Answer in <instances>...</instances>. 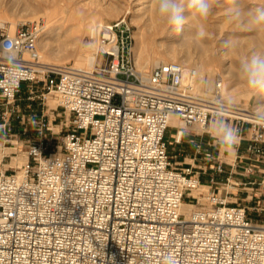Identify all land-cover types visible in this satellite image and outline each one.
I'll use <instances>...</instances> for the list:
<instances>
[{"label": "built area", "instance_id": "1", "mask_svg": "<svg viewBox=\"0 0 264 264\" xmlns=\"http://www.w3.org/2000/svg\"><path fill=\"white\" fill-rule=\"evenodd\" d=\"M42 28L40 20L13 30L0 22V140L8 143L22 83L55 97L67 132L50 150L52 128L41 118L24 164L4 168L8 156L0 158V264H264L258 112L225 104L219 73L208 95L195 92L194 67L159 63L144 75L120 22L99 27V62L90 68L43 63ZM171 117L180 124L175 144L186 127L209 133L212 122L231 123L240 133L232 162L223 153L211 166H176L165 140ZM194 201L188 215L180 211Z\"/></svg>", "mask_w": 264, "mask_h": 264}, {"label": "rangeland", "instance_id": "2", "mask_svg": "<svg viewBox=\"0 0 264 264\" xmlns=\"http://www.w3.org/2000/svg\"><path fill=\"white\" fill-rule=\"evenodd\" d=\"M0 1H16V0H0ZM46 1H57V4H55V6L52 8L53 14L51 16L44 15L42 14V12H39L40 14L36 13V14L27 15V13L25 14V11L19 9H17V11L13 13L8 2H3L2 4H0L1 14L15 17L16 19H19L21 22L34 21L35 19L41 21L43 28L39 37V41L41 42L39 44V50L42 53V55H44L43 44L44 42H48L54 48H56L57 46L58 47L63 46L65 49L71 51L78 46L81 47L84 51L87 52L89 51L88 53H93V55L96 56L99 45L100 46L102 45V43H100V40L98 38V30L97 32H94L93 35H91L88 32H84L81 28L76 27L75 25H77L79 21V16L83 17L85 16L86 13L97 12V15L98 14L100 15V19H102V21L100 23L98 22L96 25H102V24L112 25L120 22L121 25L129 29L128 34L130 38L128 40L129 44L127 46L128 47L127 52L129 53L135 65H136V61L140 60V57L146 55V53L150 52L151 49L153 48L157 50H164L169 47L176 46V44L180 41H178L173 37L176 36V34L182 35L183 41H181V43L185 42L187 44L185 46L186 47L185 49L190 51L192 57L194 56L193 57L194 60L196 58V61L201 62L202 58H205L207 56L206 59L210 60V64L212 63V65H210L212 66V71H213L212 75L209 77V75H207V73L204 72L203 74L204 76L202 78V90L201 92L195 91L199 95H205V94L208 95L211 93L214 87L216 74L218 73H221V75L225 79L224 86H226L227 90H230L232 88L234 94L241 92L244 89L243 87L245 84V80H243L242 78L230 79L229 76L226 75L227 73H225L224 70L228 66H229L228 68L236 67L237 62L253 54L264 53V36L259 37L260 35L257 34V32L260 30L264 32V27L259 28L258 26L253 25L250 22L251 14L254 13L258 8H264V0H235L236 3H239L241 5L244 13L239 20H233L229 17V10L233 6L234 0H213L214 6L212 9V13L206 20H201L199 18L194 17L191 11L186 7L184 13L185 24L183 25V28L180 31H177L175 28L169 26L168 24L162 27L159 25V23H161L160 22L161 16L157 12V7H158L157 0H46ZM108 6H110L115 10L111 12L112 14L110 13L111 16H109V12L107 11L111 9L110 7H109L110 9H107ZM67 7L71 8L70 9V11L72 12L71 16L69 15L71 13L69 11H67V16H66L65 9ZM105 8L107 13L106 11H104ZM12 13L14 14V16ZM5 23H7L8 26L10 27V23L8 22ZM137 24L146 25V27H144L143 30L141 31L144 36L143 37L141 35L144 41L141 39L143 42L140 44L141 55L140 56L138 55L137 57V59L139 60H136V58H134L135 56L132 50L135 45L134 32L138 31ZM200 24L204 26V29ZM196 29L199 31L203 30L205 35L203 37H200L198 35V32H196ZM11 30H13V28H11ZM170 32H173L171 33L172 35H169ZM195 32L197 34H195ZM125 35H127V33ZM150 36H152V38H150ZM224 41L225 42L232 41L231 44L237 42V44L239 43L240 45H242L243 48L241 46L242 49L241 48L240 49H241V55L244 58L241 59L240 56H237L238 54L230 52L232 51V49L229 48V46L222 45L220 47L219 44L221 45ZM65 42H67L66 43L67 45L64 44ZM90 45L93 48L90 47ZM206 47L207 49L209 48L210 50H208V52L204 54L203 50ZM219 48H223V49L219 50L218 53L217 49ZM141 49H144L142 50V52L144 51L143 53L141 52ZM217 53L221 54L222 56L221 55L217 56ZM200 54L203 57H199ZM99 57L100 55L98 53L95 62H99ZM171 59L172 58L170 57L167 58L168 62L173 61ZM181 59L183 58H181V54H180L176 57V61L174 60V62H179ZM42 61H45L43 57H42ZM191 61H193V59ZM58 63H61L59 65L62 64L73 65V62L70 60V58L69 60H65ZM191 63L194 62H190L188 64L189 67H193ZM136 67L138 68L139 66L136 65ZM152 67L153 66L147 67L145 70L148 71ZM139 70L142 71L141 68ZM208 80H210L212 85L210 89L207 88ZM33 87H34L33 88L34 92L31 94L29 93V88L27 84L22 83L20 93L15 102L16 111L10 117V121H9L8 143L3 145L2 141L0 140V144H1L0 158L4 155L8 156V158L5 157L3 160L4 165L2 167L4 168L20 166L22 164V162L25 159L26 145L28 141H30V139H32L35 136L36 123L39 119L44 118L50 121V127L52 128L50 134V136L52 137L50 150H54L56 148V146L60 143L63 135L67 132L68 119L66 115L63 113L62 109H60L57 106V101L55 97L52 94H47L45 91H43L40 85L33 84ZM42 94H44L45 96H43ZM257 94L258 92H254L248 97V100L245 97H240L239 98L240 100L238 99L235 102H230L225 99H223V102L225 104L235 107L246 106L248 109H253L256 105ZM173 124L180 125L179 122L176 121V119L175 122L173 121ZM213 125L214 123L212 122L209 126L206 127V130H208L209 133L203 132L201 128L193 126L196 132L198 133V135L197 134L195 135V133L190 135L188 134L186 135L185 138L186 140H182L181 144H178V146L175 145L170 146L173 147L172 149H170V154L172 156H176L173 158L174 162L176 163V166L183 167L186 163H189L190 155H194L196 149L198 148H201V154L196 156L197 165L206 162L207 166H211L214 163L212 157L214 158L219 154L220 156H222L223 153H225L226 155L225 157H223L224 158L223 160H225L227 163L232 162L235 152L228 153L224 151V149L221 148L214 139H212ZM229 125L231 126V123ZM201 135L207 136V139L204 141L198 140V136L200 137ZM189 136L190 137L194 136L193 142H191L190 144L187 142V140L190 138ZM14 147L17 148L14 149ZM13 152H16L17 156L11 158V156H14L12 155ZM205 157L206 159L208 157V160H204L203 158ZM198 161H200V163ZM191 204H193L194 209L199 207V204L196 203L195 201L192 202Z\"/></svg>", "mask_w": 264, "mask_h": 264}, {"label": "bare ground", "instance_id": "3", "mask_svg": "<svg viewBox=\"0 0 264 264\" xmlns=\"http://www.w3.org/2000/svg\"><path fill=\"white\" fill-rule=\"evenodd\" d=\"M3 2H8L9 5H10V8L12 10V12L14 13L15 11H17V9L19 10H23L25 11V14L27 13V15L29 14H36V13H39V12H42V14L44 15H47V16H51L53 13H52V8L55 6V4H57V1H46V0H16V1H0V4H2ZM96 2V1H95ZM94 2V3H95ZM99 3V2H98ZM97 3V4H98ZM63 4V3H62ZM64 5V4H63ZM65 6V5H64ZM98 6V5H97ZM110 6L107 7V9H110L109 8ZM70 7H67L65 9L66 11V16H67V11L71 12L70 11ZM96 10V9H95ZM94 10V11H95ZM99 10V9H98ZM101 11V10H100ZM103 11V9H102ZM104 11H106V8L104 9ZM109 12V16H111V12L115 11L113 8H111L110 10H107ZM106 11V13H107ZM12 13V14H13ZM105 13V12H104ZM105 13V14H106ZM111 13V14H110ZM11 14V15H12ZM40 14V13H39ZM72 12L69 14L71 16ZM24 15V14H23ZM14 16V14H13ZM22 18V17H21ZM75 18V17H74ZM32 20V19H31ZM36 20V19H35ZM161 23H159V25L162 27V26H165L167 25L168 23L166 22V20L164 18L161 17L160 19ZM102 21V19H100V15L98 14L97 15V12H91V13H86L85 16L81 17L79 16V21L77 23V25H75L76 27H79L81 28L84 32H88L89 34L93 35L94 32H97V30L99 31V27H101L102 25H96L98 22L100 23ZM0 22H8L10 23V29L11 28H15V26L17 25V23L21 22L19 19H16L15 17H12V16H9V15H4V14H1L0 13ZM136 23V22H135ZM139 23V22H138ZM202 24V23H201ZM200 24V25H201ZM138 25V24H137ZM199 25V26H200ZM204 29V26L201 25ZM200 26V27H201ZM98 27V29H97ZM146 27V25H138V31H135L134 32V38H135V45L133 47V53H134V58H136V60H139L137 59L138 55L140 56V48H141V43L144 41L142 39V36H143V33L141 32L143 30V28ZM260 28V26H258ZM156 30V29H155ZM260 30V29H259ZM53 31V30H52ZM145 31V30H144ZM157 32V31H156ZM196 32H199V30L196 29ZM195 32V34H197ZM57 33V32H56ZM142 33V34H141ZM171 33L173 32H170L169 35H172ZM97 34V33H96ZM258 35H260L259 37H263L264 36V32L263 31H258L257 32ZM142 35V36H141ZM151 35V34H150ZM257 35V36H258ZM153 36V35H152ZM152 36H150V38H152ZM190 36V35H189ZM40 37V36H39ZM144 37V36H143ZM173 37V36H172ZM173 38L177 39L178 42L176 44V46H173V47H169L167 49H164V50H157V49H151L150 52H147L146 55H143L142 57H140V60L139 61H136V65H138L141 69H142V73L145 75L149 72L146 71L145 69L147 67H150V66H155L159 63H166L168 62L167 58H172L171 60H175L176 61V57L178 55L181 54V59L178 63L188 67L189 63L190 62H194V63H191L193 65V67L197 70V72L199 73V80L196 82L195 84V91L196 92H201L202 90V78H203V74L204 72L207 73V75H209V77L212 75V63L210 64V60L209 59H206L205 58H202L201 62H198L196 61V58L194 60V56L192 57V54L190 53L189 50L185 49L186 47V43H181V41H183L182 39V35H177L174 36ZM76 39V38H75ZM143 41H142V40ZM260 39V38H258ZM153 41V40H151ZM225 42V41H224ZM223 42V43H224ZM232 42V41H231ZM41 42L38 40V47H39V44ZM67 42H65L64 44H66ZM219 44V46L221 47L222 45L226 46V43L224 44ZM90 44V43H89ZM155 44V43H154ZM239 44V43H238ZM237 42H234V44L232 43L231 46L229 48L232 49V51L230 52H233L235 54H238L237 56H240V58H244L242 55H241V49L243 48L242 45H238ZM43 48H44V55H42L41 53V56L44 58L45 61H43V63L45 64H51V65H57L58 62H62V61H65V60H70L73 62V65L76 66V67H81V68H90L91 65L95 62L96 60V56L93 55V53H88L87 51H84L81 47H75L72 51L71 50H67L65 49L63 46H60V47H52L50 45V43L48 42H44L43 44ZM67 45V44H66ZM70 45V44H69ZM92 45V43H91ZM90 45V47H92ZM140 45V46H139ZM262 45V44H261ZM110 46L112 47H115V42L113 41ZM204 46V45H203ZM242 46V48H241ZM105 46H102L101 48H104ZM143 47H146V46H143ZM93 48V47H92ZM96 48V47H95ZM100 48V47H99ZM241 48V49H240ZM204 49V48H203ZM223 48H219L217 49L218 53H219V50H222ZM230 49V50H231ZM142 50L144 49H141V52ZM208 50H210L209 48L207 49V47L203 50L204 51V54L208 52ZM95 51V50H94ZM87 52V53H86ZM144 52V51H143ZM142 52V53H143ZM96 53V52H95ZM217 53V56L218 55H221V54H218ZM203 54V55H204ZM215 56H216V53H215ZM222 56V55H221ZM197 57V56H196ZM199 57H203L201 54ZM193 59V61H191ZM198 59V58H197ZM200 59V58H199ZM240 59V60H241ZM243 60V59H242ZM241 60V61H242ZM171 61V62H173ZM236 61V60H235ZM238 61V60H237ZM241 61L237 62L236 64V67L234 68H228L226 67V69L224 70L225 73H227L226 75L229 76L230 79H233V78H242L243 80L244 77L242 76L241 72H240V63ZM54 62V63H52ZM212 62V61H211ZM61 64V63H58V65ZM63 65V64H62ZM138 67V68H139ZM139 68V69H140ZM150 69V68H149ZM224 73V74H225ZM221 78H222V81H221V89H220V93H221V96H222V99H225L227 101H230V102H235L236 100H238L240 97H245L247 98L248 100V97L253 94L254 92L256 91H253L251 89L248 88L246 82L244 84V89L237 93V94H234L233 93V89L231 90H227L226 86H224V78L223 76L221 75V73H219ZM201 78V79H200ZM228 78V77H227ZM228 80V79H227ZM233 81V80H232ZM244 82V81H243ZM242 82V84H243ZM212 85H211V82L210 80L207 81V88H211ZM230 88V87H229ZM210 91V90H209ZM206 95V94H205ZM240 100V99H239ZM246 100V101H247ZM238 103V102H236ZM228 106H231V105H228ZM231 107H235V106H231ZM235 108H238V109H241V110H246L247 107L244 106V107H238L236 106ZM255 109V111L259 112V113H264V92H258V94L256 95V105L255 107L253 108ZM172 121H175V118L174 117H171L170 118V121H169V125L171 124ZM177 123V122H176ZM193 127V126H192ZM195 127H198V126H195ZM194 128V127H193ZM200 128V127H199ZM1 145V144H0ZM14 158V157H13ZM26 162V157L24 159V161L22 162V164H24ZM20 163V162H19ZM15 164V163H14ZM203 188L200 186L199 188L197 189H194L192 191V195L194 196H197L198 193L200 191H202ZM202 202L204 201L203 199H200ZM194 209V206L192 204H186V203H182L181 205V208H180V211L182 213H184L185 215H188L192 210Z\"/></svg>", "mask_w": 264, "mask_h": 264}, {"label": "clouds", "instance_id": "4", "mask_svg": "<svg viewBox=\"0 0 264 264\" xmlns=\"http://www.w3.org/2000/svg\"><path fill=\"white\" fill-rule=\"evenodd\" d=\"M158 14L166 20L169 26L177 31L182 30L185 24V8L189 9L192 15L201 20H206L212 13L213 0H157ZM243 9L239 3L234 0L233 6L229 10V17L233 20H239L243 15ZM250 22L253 25L264 27V8H258L251 14ZM200 37L205 35L203 30L198 32ZM226 46H231L230 41H226ZM15 69L16 58L9 55L6 57ZM240 72L245 79L249 89L256 92H264V53L253 54L240 63ZM17 80L16 77L10 74L9 82ZM255 120L264 125V113H256ZM218 145L228 153L235 151V147L239 144L240 133L239 129L230 126L227 121L219 119L214 122L213 135ZM167 264H175L173 258H167Z\"/></svg>", "mask_w": 264, "mask_h": 264}, {"label": "crops", "instance_id": "5", "mask_svg": "<svg viewBox=\"0 0 264 264\" xmlns=\"http://www.w3.org/2000/svg\"><path fill=\"white\" fill-rule=\"evenodd\" d=\"M177 121V120H176ZM175 122V121H174ZM179 126L178 125H176V124H173V121L171 122V124H170V126L166 129V131H165V140L168 142V144H169V152H170V149H172L173 147H170L171 145H175V146H178V144H175L174 143V136H175V133H176V130H177V128H178ZM195 133V135L197 134L198 135V133L196 132V130L193 128V127H186V128H184V130H183V134H182V138H181V142L179 143V144H181L182 143V140H186L185 138H186V135H190V134H194ZM190 137V136H189ZM194 136H192V137H190L188 140H187V142L190 144L191 142H193V138ZM207 139V136H204V135H201L200 137L198 136V140H206ZM210 141V140H209ZM175 150V149H174ZM235 153H236V148H235V151H234ZM225 154V153H224ZM172 156V155H171ZM226 156V155H225ZM173 158L174 157H176V156H172ZM190 159V161L191 160H193V163H194V165H197L196 164V162H197V157L196 156H194V155H190V157H189ZM184 159H186V158H184ZM201 161V160H200ZM200 161H198L199 163H200ZM225 161V160H224ZM187 204V203H186Z\"/></svg>", "mask_w": 264, "mask_h": 264}]
</instances>
